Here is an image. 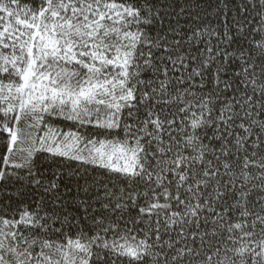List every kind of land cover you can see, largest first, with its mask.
<instances>
[{
	"label": "snow or ice",
	"instance_id": "1",
	"mask_svg": "<svg viewBox=\"0 0 264 264\" xmlns=\"http://www.w3.org/2000/svg\"><path fill=\"white\" fill-rule=\"evenodd\" d=\"M0 264H264V0H0Z\"/></svg>",
	"mask_w": 264,
	"mask_h": 264
}]
</instances>
